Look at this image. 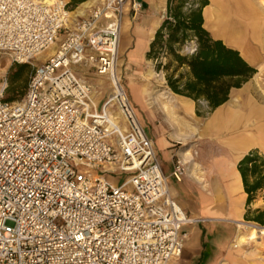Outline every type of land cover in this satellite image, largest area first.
Here are the masks:
<instances>
[{
    "label": "built area",
    "instance_id": "2783aa9c",
    "mask_svg": "<svg viewBox=\"0 0 264 264\" xmlns=\"http://www.w3.org/2000/svg\"><path fill=\"white\" fill-rule=\"evenodd\" d=\"M127 4L140 12L137 0H92L72 18L66 0H0L11 62L56 44L20 100L0 89V264H178L194 220L117 76ZM83 68L112 85L99 106ZM174 169L185 173L179 159ZM114 170L128 178L113 184L103 173Z\"/></svg>",
    "mask_w": 264,
    "mask_h": 264
},
{
    "label": "crops",
    "instance_id": "0c3cea01",
    "mask_svg": "<svg viewBox=\"0 0 264 264\" xmlns=\"http://www.w3.org/2000/svg\"><path fill=\"white\" fill-rule=\"evenodd\" d=\"M137 1L139 13H133L130 4L125 8L119 73L123 67L150 61L146 53L165 16L167 0ZM207 1L202 9L204 28L237 50L256 70L254 75L231 88L226 102L201 116L192 99L170 90L167 109L161 98L150 101L146 89L133 82L129 84L136 87L138 100L133 99L131 89L129 99L135 110H141L140 117L136 116L142 127H148L144 131L154 143L170 196L194 220L182 226L187 238L178 264H255L250 256L244 257L247 242L234 247L238 233L234 223L244 221L247 210L264 208V186L247 205L237 167L251 150L264 156V0ZM154 104L157 109H152ZM177 159L183 162L185 173L175 172ZM255 242H264V235Z\"/></svg>",
    "mask_w": 264,
    "mask_h": 264
},
{
    "label": "trees",
    "instance_id": "16d2710c",
    "mask_svg": "<svg viewBox=\"0 0 264 264\" xmlns=\"http://www.w3.org/2000/svg\"><path fill=\"white\" fill-rule=\"evenodd\" d=\"M83 1L70 0L69 8ZM207 3V0H167L165 16L146 53L147 60L155 62L156 72H163L168 89L192 99L199 116L226 102L231 88L240 87L256 71L237 50L214 39L204 28L202 9ZM19 98L7 94L3 99L15 102ZM200 101L205 103L204 111L200 109ZM237 167L249 205L264 186V156L251 150ZM245 220L264 225V208L247 210Z\"/></svg>",
    "mask_w": 264,
    "mask_h": 264
},
{
    "label": "rangeland",
    "instance_id": "374dc122",
    "mask_svg": "<svg viewBox=\"0 0 264 264\" xmlns=\"http://www.w3.org/2000/svg\"><path fill=\"white\" fill-rule=\"evenodd\" d=\"M81 9H83V7H81ZM71 11L72 13L70 14V16L73 18L77 13V8L73 7ZM52 54L53 53L49 48L42 54L38 55L30 63H13L10 61L9 57L6 54L0 53V89L3 88V97H5V95L7 94L13 96H20V98L18 99L20 100L23 96V93L25 92L30 73L32 72L33 69V65L38 64L45 59H48ZM163 61H165V59ZM19 66L22 67L20 68ZM118 69L119 68H117V76L119 77L120 85L124 89L128 99L129 98L131 99V95H130V89H131L133 99L138 100L136 87L134 86L131 87L129 84L133 82L140 89L142 88L146 89V91L149 94L147 98H149L150 101L154 100V98L156 97H159L161 98V101L164 104L163 108L164 107L166 109L168 108L166 102H168L169 99L167 97L166 92H168L169 89L166 85L163 72H156L155 62L150 60L149 62L140 64L138 67H132L128 69H124L123 67L121 68L120 71L121 73H119ZM149 71H151V73ZM81 73L90 83H92L96 87L97 91L99 92V96L96 97L99 106L100 103L106 98V96L113 90L111 83L108 81L107 78L95 75L91 69L83 68L81 70ZM157 107H158L157 104H154L152 106V109H157ZM200 109L201 111H204L206 109L205 103L203 101H200ZM134 111L136 115L140 117L141 110L137 108L136 110L134 109ZM143 128L146 132H148L147 126L144 125ZM103 175L107 180H109L110 182L116 185L121 184L128 178L127 173H121L116 170L106 171L103 173ZM244 221L251 222V223L243 222L245 225L249 227L251 225H256V224H258V226H261L259 223L251 220H244ZM247 231L248 230H246V232ZM262 237L263 235L258 234V239L255 240L261 241ZM255 240L245 241L247 242V244H245V247L247 248L246 250L247 252L244 253V257L246 258L250 256V258H252V260L255 261L254 262L255 264H264V242L258 244L255 242ZM237 246L239 245H236L235 242L234 247Z\"/></svg>",
    "mask_w": 264,
    "mask_h": 264
},
{
    "label": "bare ground",
    "instance_id": "6f19581e",
    "mask_svg": "<svg viewBox=\"0 0 264 264\" xmlns=\"http://www.w3.org/2000/svg\"><path fill=\"white\" fill-rule=\"evenodd\" d=\"M89 3H90L89 0H88V2L85 1L81 4V7H85ZM262 5L264 6V1H263ZM81 7L77 9L78 12H82ZM50 49H51L52 53H54L55 49H56L55 44H53L50 47ZM149 72L151 73V71H149ZM235 225L238 228V231H237L238 233L235 236V241H234V242H236V245H240V244L244 243L246 240H255L258 238V234L264 235V225L263 226L262 225L261 226L251 225L249 227L241 221H235ZM246 230H248V231L246 232ZM243 231H245L246 233Z\"/></svg>",
    "mask_w": 264,
    "mask_h": 264
}]
</instances>
